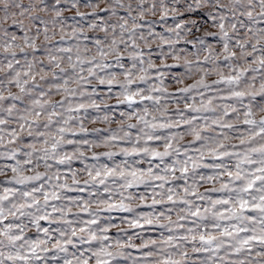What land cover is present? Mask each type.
I'll return each instance as SVG.
<instances>
[{
	"label": "clouds",
	"instance_id": "clouds-1",
	"mask_svg": "<svg viewBox=\"0 0 264 264\" xmlns=\"http://www.w3.org/2000/svg\"><path fill=\"white\" fill-rule=\"evenodd\" d=\"M0 264H264V0H0Z\"/></svg>",
	"mask_w": 264,
	"mask_h": 264
}]
</instances>
